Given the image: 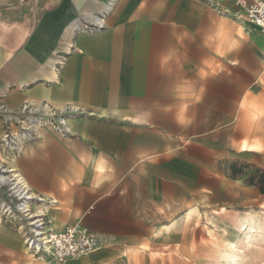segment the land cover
<instances>
[{
    "label": "crops",
    "instance_id": "0c3cea01",
    "mask_svg": "<svg viewBox=\"0 0 264 264\" xmlns=\"http://www.w3.org/2000/svg\"><path fill=\"white\" fill-rule=\"evenodd\" d=\"M109 1L0 0V103L80 111L65 135L41 129L14 165L52 230L99 237L93 254L53 263L2 226L16 264L163 262L166 251L144 246L173 234L178 211L218 176L219 147L264 144V33L236 0H115L102 31L74 33Z\"/></svg>",
    "mask_w": 264,
    "mask_h": 264
},
{
    "label": "rangeland",
    "instance_id": "374dc122",
    "mask_svg": "<svg viewBox=\"0 0 264 264\" xmlns=\"http://www.w3.org/2000/svg\"><path fill=\"white\" fill-rule=\"evenodd\" d=\"M210 164L213 167L217 164L218 176L207 180L206 191L195 192L188 206L178 211L173 234L168 237L163 234L162 241L156 238L159 234H154L152 243L144 246L153 253L152 258L157 255L154 254L157 249L150 248H162L159 250L168 253L166 256H156L163 258V262L157 264H229L230 258L235 256H230L229 243H236L241 249L236 252L239 259L236 264L264 263V248L241 247L237 228L241 222H245L249 228L258 229L260 232L256 231V234L261 235L259 242L264 246V229H261L264 222V144L259 143L255 152L241 153L222 145L218 149L217 160L212 159ZM233 165L240 169L235 176L232 175ZM218 180L224 182L229 193L220 190ZM0 196L4 199L1 190ZM218 202H226L222 205L224 208L215 206ZM187 209L189 213L185 214ZM12 216L13 213L9 214L4 207L0 209V237L4 239L7 238L2 233V226L19 234L20 226L28 228L26 218L17 222ZM129 260L130 257H126V264H131ZM17 262L18 257L9 254V249L0 243V264Z\"/></svg>",
    "mask_w": 264,
    "mask_h": 264
},
{
    "label": "built area",
    "instance_id": "2783aa9c",
    "mask_svg": "<svg viewBox=\"0 0 264 264\" xmlns=\"http://www.w3.org/2000/svg\"><path fill=\"white\" fill-rule=\"evenodd\" d=\"M115 0H110L104 11L92 17L82 18L74 25V33H98L105 28V18L111 11ZM242 8L247 21L264 33V0H236ZM6 93H2L0 98ZM80 111L73 106L57 109L47 101L24 103L19 111H12L0 103V120L3 135L0 137V209L3 207L17 222L27 220L28 228L20 226V233L28 251L42 260L62 263L93 254L99 247L98 235L80 225L68 226L61 231L49 227L44 213L34 206L44 202L21 176L14 162L26 144L39 138L40 130L46 127L62 134L69 128L67 119ZM6 178V179H4ZM98 264V263H96Z\"/></svg>",
    "mask_w": 264,
    "mask_h": 264
},
{
    "label": "bare ground",
    "instance_id": "6f19581e",
    "mask_svg": "<svg viewBox=\"0 0 264 264\" xmlns=\"http://www.w3.org/2000/svg\"><path fill=\"white\" fill-rule=\"evenodd\" d=\"M246 144V143H245ZM245 146V145H244ZM247 147V146H246ZM6 179V178H4ZM1 224V223H0ZM1 226V225H0ZM238 231H239V245L241 247L245 246H250V247H253L254 248H259V249H262L264 248L263 245L260 244L259 240L260 239V234H256V231L260 232L258 229H256V231L253 229V227H250L249 228V225H247V223L245 222H241L238 226ZM256 228V227H255ZM261 229H264V222H263V225L261 227ZM236 231V230H235ZM261 245V246H260ZM229 246L230 248L234 249V250H237L239 249V246L236 244V243H229ZM240 247V248H241ZM238 251V250H237ZM238 256V255H237ZM229 258V257H227ZM231 260L232 262H235L237 260L236 257H231Z\"/></svg>",
    "mask_w": 264,
    "mask_h": 264
},
{
    "label": "trees",
    "instance_id": "16d2710c",
    "mask_svg": "<svg viewBox=\"0 0 264 264\" xmlns=\"http://www.w3.org/2000/svg\"><path fill=\"white\" fill-rule=\"evenodd\" d=\"M240 173V169L237 168V165L232 166V175L235 176ZM262 191L264 192V187L262 188Z\"/></svg>",
    "mask_w": 264,
    "mask_h": 264
},
{
    "label": "water",
    "instance_id": "95a60500",
    "mask_svg": "<svg viewBox=\"0 0 264 264\" xmlns=\"http://www.w3.org/2000/svg\"><path fill=\"white\" fill-rule=\"evenodd\" d=\"M22 1V0H21Z\"/></svg>",
    "mask_w": 264,
    "mask_h": 264
}]
</instances>
